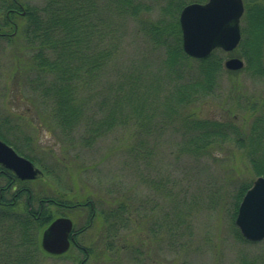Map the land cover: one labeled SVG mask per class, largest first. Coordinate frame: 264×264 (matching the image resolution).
Returning <instances> with one entry per match:
<instances>
[{"label":"trees","instance_id":"16d2710c","mask_svg":"<svg viewBox=\"0 0 264 264\" xmlns=\"http://www.w3.org/2000/svg\"><path fill=\"white\" fill-rule=\"evenodd\" d=\"M193 1L205 0H43L41 4L0 0V3L4 4L3 8L24 11L25 24L19 26L32 68L27 85L37 94L42 106L48 108L67 145L90 148L113 129L132 126L137 135L127 146L126 158L137 162L138 169V165L146 164L151 157L154 142L149 139L150 134L167 129L179 136L175 141L179 156L201 161L214 157V148L230 145L247 160L255 176H264V98L255 92L222 91V74L231 70L224 67L220 48L194 60L183 51L178 12ZM243 6L237 54L246 60L241 69L254 78H261L264 74V0H243ZM131 21L137 22L136 32L140 35L133 49L136 52L159 50L155 56L156 65L163 70L159 76L148 74L149 61L142 65L121 59L120 53L126 45L123 29ZM164 75L169 81L159 80ZM166 81L172 88L162 96L165 103H159L157 91ZM219 91L224 111L219 115H197L194 104L200 99L215 97ZM156 108L164 111L160 119H156ZM233 108L240 111L241 118ZM139 177L153 190H162L159 178L153 177L148 167L147 174ZM234 181L230 189V183L225 188L220 184L208 187V206H228L234 236L249 241L241 235L234 218L251 181L242 176ZM123 193V199L103 210L106 220L113 219L115 230L128 227L135 222L139 211H144V201L140 204L137 200L139 203L134 207V200L124 198L127 193ZM164 194L170 202L175 201L173 186L165 189ZM197 200L200 197L194 195L193 201ZM168 212L163 214V226L173 233L179 225L185 228L186 222L178 210L170 211L169 217ZM41 219H34L26 211L24 236L28 248L33 250L39 247L36 242L43 224ZM153 220L156 226V217ZM177 223L181 224L177 226ZM180 246L184 248V242ZM241 262H245L244 258Z\"/></svg>","mask_w":264,"mask_h":264},{"label":"rangeland","instance_id":"374dc122","mask_svg":"<svg viewBox=\"0 0 264 264\" xmlns=\"http://www.w3.org/2000/svg\"><path fill=\"white\" fill-rule=\"evenodd\" d=\"M22 1L41 4L43 0ZM3 5L0 3V25L2 29L11 31L13 27L6 25V8ZM11 19L16 23L17 30L9 38H0V135L3 137L2 134H5L38 169L37 174L26 184L37 196L63 195L70 202L81 198L90 199L96 210H105L117 200L123 199V192L127 193L124 198L134 200V207L139 203L137 200L140 204L144 201L143 209L146 211H139L135 222L126 228L118 227L115 230L113 219L108 221L107 218L105 238L101 216L97 214L92 219L90 228L86 230L91 247L90 264H242L243 258V264H264V240L237 239L230 225L228 206H208V187L220 184L225 188L226 183H230V189L239 176L251 182L255 178L249 163L239 156L238 151L235 153L230 145H222L213 149L214 157H205L201 161L187 155L179 156L175 144L179 136L163 129L159 133L150 134L149 139L154 142L151 157L146 164L138 165L137 169V162H130L126 158L127 146L137 135L132 126L130 129H113L98 138L90 148L67 145L55 127L48 108L42 106L37 94L27 85V77L32 68L22 33L23 25L19 26L24 20L17 14H12ZM136 27L135 21L128 22L124 27L126 45L120 57L142 65L149 61L151 70L148 69V74L159 76L163 71L155 61L159 50L136 52L133 49L134 41L139 40L137 38L140 36ZM238 44L230 51L221 49L219 52L223 65L224 60L231 56L243 61L240 68L229 69L231 73L222 74V91L244 94L255 92L264 98V74L261 78H254L241 69L246 60L237 54ZM262 56L264 65V46ZM194 63L190 61V64ZM168 79L164 75L159 80ZM167 81L158 88L159 103H165L162 96L172 88V84ZM220 93L196 102L195 113L203 116L221 114L225 106L219 101ZM234 111L241 118L240 111ZM163 112L162 108H156V119H160L159 115ZM17 139H21V143ZM147 167L153 177L159 178L162 190H153L140 180V174H147ZM172 186L176 192L174 202H170L164 194L165 189ZM194 195H198L200 200L193 201ZM190 204L193 205L191 208ZM50 208L43 213L49 215V218L55 214L52 211L54 208ZM176 209L182 214L186 226L183 228L179 225L181 223H177L178 230L173 233L172 229L163 226V214L169 211L166 213L169 217L170 211L177 212ZM87 210L86 206L71 209L70 214L77 219L76 227L82 225ZM135 214L137 212H133ZM155 217L158 224L153 226ZM44 225L39 230L37 241ZM182 242L184 248L180 246ZM77 256L81 258L82 253L71 247L61 257L41 252L39 262L77 264L73 260Z\"/></svg>","mask_w":264,"mask_h":264},{"label":"water","instance_id":"95a60500","mask_svg":"<svg viewBox=\"0 0 264 264\" xmlns=\"http://www.w3.org/2000/svg\"><path fill=\"white\" fill-rule=\"evenodd\" d=\"M242 12V0H206L185 4L178 16L183 51L197 58L208 55L216 47L230 51L240 40L239 18ZM242 64L243 61L235 56L224 60L228 69H238ZM0 162L21 178H33L37 173L28 158L18 155L1 140ZM234 223L246 239H264V176L255 177L242 195ZM71 227V220L67 217L53 219L42 231V248L49 252L65 250Z\"/></svg>","mask_w":264,"mask_h":264},{"label":"flooded vegetation","instance_id":"af4514ba","mask_svg":"<svg viewBox=\"0 0 264 264\" xmlns=\"http://www.w3.org/2000/svg\"><path fill=\"white\" fill-rule=\"evenodd\" d=\"M20 11V8H6L4 13L5 22L7 26L12 25L13 29L11 31L2 29L0 25V38H9L17 30L16 23L11 18L12 14H17ZM2 135L3 137L0 136L1 141L11 146L18 155L24 156L20 148L10 142L5 134ZM17 140L19 143L22 141L21 139ZM31 179L19 177L12 168L0 162V264H40L41 252L50 256L61 257L67 254L71 247H74L80 254L82 253L81 258L77 256L73 259L77 264H86L87 261H89L88 264H90L91 247L89 233H86V230L90 228L89 226L92 223V219L98 214L101 216L105 226V238L107 232L106 227L108 226L106 224L107 216L105 211L96 210L94 208V203L90 199L70 202L67 198L63 197V195L37 196L26 184V182ZM80 206H86L88 210L82 225L76 227L77 219L70 214V211L74 207ZM47 208H54L52 211L55 213L53 215L52 212L53 216L48 223L61 216L69 218L72 223V227L67 234L68 246L61 252H49L42 248L41 235L43 230L39 235V241L36 242V244L39 245L37 250L28 248L29 245L26 242V236H24L23 224L26 221V211L32 215L34 219H37L41 216L43 211L48 210ZM10 255L12 257H10Z\"/></svg>","mask_w":264,"mask_h":264},{"label":"bare ground","instance_id":"6f19581e","mask_svg":"<svg viewBox=\"0 0 264 264\" xmlns=\"http://www.w3.org/2000/svg\"><path fill=\"white\" fill-rule=\"evenodd\" d=\"M206 1V0H205ZM243 1V0H242ZM204 2V1H203ZM244 7V6H243ZM179 12H180V10H179ZM179 12H178V16H179ZM17 15L19 16V17H21V18H23V15H24V11L23 10H21L19 13H17ZM20 24H22V25H24L25 24V21H23L22 23H20ZM15 172V171H14ZM259 176V175H258ZM262 176V175H261ZM27 179H31V178H27ZM45 211H43V213H44ZM43 213L41 214V216L39 217V218H41L42 217V222H43V224H45L44 225V227L42 228V230L46 227V225H47V223H48V221L50 220V218L52 217V216H50V218H49V215H47V214H45V215H43ZM46 218H48L47 220H46ZM46 220V221H45ZM41 230V231H42ZM38 233H39V231H38ZM41 233V232H40Z\"/></svg>","mask_w":264,"mask_h":264}]
</instances>
